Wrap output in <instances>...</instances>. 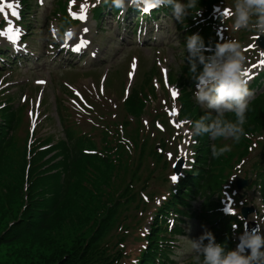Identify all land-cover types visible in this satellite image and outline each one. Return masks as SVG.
Wrapping results in <instances>:
<instances>
[{
    "label": "trees",
    "instance_id": "trees-1",
    "mask_svg": "<svg viewBox=\"0 0 264 264\" xmlns=\"http://www.w3.org/2000/svg\"><path fill=\"white\" fill-rule=\"evenodd\" d=\"M220 2L200 0L204 22L194 21V14L183 20L182 46L185 36L194 32L204 38L206 45L214 46L218 42L217 28L222 18L214 19L211 12ZM59 6L58 13L66 22L65 5L61 2ZM166 8L171 11L170 7ZM100 12V9L95 10L97 17ZM186 56L184 51L179 77V85L182 84L180 119L195 121L206 113L215 117L216 111H203L193 100L195 79ZM201 68L202 65L197 64V72ZM145 88H134L125 103L127 113L136 121L149 101ZM150 90L154 94L152 85ZM22 113H15L13 109L1 112L0 264H124L127 257L121 249L123 240L110 242L108 238L113 229L119 227L121 211L128 212L138 201V194L130 193L128 185L117 190L114 181L119 172L131 169L133 187L134 180L143 179L144 175L139 174L146 169L149 158L154 165L150 174L160 169L163 156L155 146H150L151 137L138 131L134 150L129 152L126 145L112 143L105 136V145L100 151L92 137L79 135L72 127L65 126L64 137L57 142L47 139L30 148L26 144L22 164L15 167L10 152L15 132L23 120ZM223 118L235 122L234 113L230 111H225ZM243 129L246 135L241 136L237 151L216 158L210 153L213 144L209 136L206 133L194 136L195 165L180 178L176 189L171 190L154 214L145 245L131 264H174L172 237L184 234L182 227L191 218L198 219L203 228L212 232L216 243L225 244L226 250L235 247L234 228H242V222L238 216L222 211L224 174L233 160L241 163L249 157L254 143H258L260 159L253 166L252 187L259 190L264 206V95L248 104ZM161 137L159 133L155 140L166 149ZM215 142L219 147L218 140ZM43 146L50 148L41 150ZM167 165L164 163L162 168ZM150 174L145 175L146 185L151 180ZM193 199L201 202L199 211H193ZM171 214L178 222L169 232L166 219Z\"/></svg>",
    "mask_w": 264,
    "mask_h": 264
},
{
    "label": "rangeland",
    "instance_id": "rangeland-1",
    "mask_svg": "<svg viewBox=\"0 0 264 264\" xmlns=\"http://www.w3.org/2000/svg\"><path fill=\"white\" fill-rule=\"evenodd\" d=\"M103 1L105 0H98V2L97 0L69 1L67 8L71 14L73 12L79 13V5L82 3H88L89 8L86 11V20L82 21L81 24L69 27L64 34L59 30L56 20H51L54 16V8L58 0H45L44 4H40V0L31 1L32 11L31 15L28 16V20L32 25L27 24L30 30L34 31L31 36H28L29 32H25L26 36H28V42L26 41L25 44L20 46L22 48L27 47L23 51L28 54L32 52L33 48L35 51L33 52V56L36 58L31 59L33 61L31 67L23 65L21 70L6 73L4 77L0 78V91L5 90L7 94H16L13 98L17 99L16 97L18 96L17 104L19 100L21 101L22 97L26 96L25 98L28 99L29 105L31 102L34 106L39 102L41 90H45L44 103L37 114V119L33 121V124L36 121L38 122L35 125L36 131L34 137L36 139H51L50 136H52V139H58L63 136L62 127L58 122L56 114V106L62 101L67 102L66 105L77 115L78 126L82 127L84 132H87L94 139L96 147L100 151H102L105 145V136H108V140L112 143L121 142L120 138L122 137V140H128L130 143L129 152L134 150L133 142L134 144L136 143L135 136L137 132L144 127L146 131H151V125H157V122H155L157 120L155 119H158L165 126L168 123L167 132L170 134V144L169 150L166 153L167 161H172L176 156V142L174 139L176 137H184L186 139L187 153L180 167L178 166L179 160L177 162L175 160L172 166H170V170L162 168L163 164H161L159 170L150 174L154 165L150 162L149 158L147 160L148 164H145L147 170L143 169V172L139 174V176L144 175L143 179L141 181L134 180L132 182L133 187L130 185V179L133 176L131 169L128 172H119L117 179L114 181V186L117 190H121L128 185L130 193L134 192L138 194L136 204H133L130 210L124 214L121 211L119 227L114 228L108 238L110 242L118 239L123 240L121 249L127 257L123 262L124 264H131L144 245V235L149 231L152 216L156 208L160 206L164 196L168 195L171 192V188L176 185L177 179L194 151V145L190 139L191 135L188 132L189 125L178 117L180 109L179 97L182 91V84L179 86V77L180 67L183 64L182 54L184 49L180 44L181 36L178 33L179 31L176 30L177 20L173 15H171V20L165 16H163L165 18L161 17V21L157 24L161 27L159 36L158 38L154 37V41L156 39L157 41L143 47V40L139 41L138 36L132 37V26L134 25L123 22L121 17L117 18L111 14H106L98 22L92 20L90 11ZM36 2H39V5ZM233 2L234 0H221L215 7L213 14L216 13L214 15L222 17L221 25L218 29L222 32L220 33V36L223 38L222 42L236 40L244 49L246 61L243 74L247 73V76L243 75V78L248 88L252 77L264 68V64L261 63V61H264V55H261L264 52L260 49H255L256 39L258 37L264 38V35L255 34L252 30L245 28H241L238 31L233 30L231 15V3ZM125 5L134 7L145 6L142 0H135V2L133 0H124L122 6ZM22 7L23 5L18 0V7L15 10L19 13ZM6 12L8 13V22L15 26L14 22L18 18L11 16L10 10L6 9ZM199 16H201V12ZM3 19L4 16L0 15V26ZM253 21L254 17L250 23ZM6 27L7 24L3 28H0V30ZM85 28H87V32L84 31ZM54 33L59 35L58 40L54 39ZM68 38L69 40L71 39L69 42L71 45L78 44L81 39L93 42L86 52L87 57L82 58L80 64L78 58L70 57L66 52L61 51L65 47ZM6 39V37H0V46L8 43ZM59 44L60 46L58 47ZM133 57L138 59L139 64L141 63L139 68L137 60L133 59ZM39 59L40 63L37 65ZM154 67L159 69V73L157 72L156 74L158 82H156L155 86L154 82L152 83L157 91L156 96L153 97L151 103L144 110L141 119L130 122L123 106L125 96L135 84H143L141 82L145 80L144 73ZM126 70L129 73L128 76L126 75L127 78H125ZM168 74L172 76V81H174L173 83H177L176 85H168ZM101 76L105 90L99 81ZM38 81H44V83H38ZM125 81L126 88L124 86ZM17 86H21V88L17 89ZM144 87H146L144 89L145 93L151 94L150 83L147 82ZM74 88L80 91V94L91 109L86 108L83 111V105L80 102L77 105L76 102H70L66 98V95L69 97L75 96L71 92ZM58 90L62 92H58ZM173 90L177 93L175 97L171 94ZM249 92L250 95L247 97V101L251 102L255 98L257 99V96H255L257 92H262L259 96L264 95V85H262L260 91L259 89H250ZM0 101H3L1 95ZM198 105L202 110L205 109L202 105ZM27 129L29 132L25 116L15 132V143L10 152L11 160L15 164V167H20L23 161L22 156L27 144ZM217 140L219 147L228 145L230 148V151L225 152L221 156L227 155L228 152L235 153L237 151L238 142H234L232 138L211 139V143L215 144ZM149 143L152 147L155 141L151 139ZM253 147L254 149L250 152L249 157L239 166V172L235 169L240 161L235 162L233 160L231 167L226 168L227 170L224 174L225 182L233 176V181H243L246 185L240 190L232 189L231 192L226 193L225 209L236 214H240L244 208L250 211L254 210V213H248L245 216L246 225L256 223L264 231V210L260 195L248 184L249 179H252L253 166L260 159L259 144L255 142ZM168 172H173L174 174L167 177ZM149 174L151 180L146 185L144 181L145 175ZM174 175L176 176L175 181L171 179ZM165 179H168V181H165ZM120 194L121 192L118 195ZM192 201V209L198 211L199 200L193 199ZM174 222V218L170 217L169 225L172 226ZM188 225L186 227L188 228V235L176 238L178 239L175 242L177 251H175L173 259L176 262L175 264H197L195 262L197 253L191 249L188 241L196 240L200 236V228L193 219L189 220ZM239 235L240 233L236 234V241ZM260 252H264L263 245L260 248ZM262 262H264V256H259L258 258H254L250 264H260Z\"/></svg>",
    "mask_w": 264,
    "mask_h": 264
},
{
    "label": "clouds",
    "instance_id": "clouds-1",
    "mask_svg": "<svg viewBox=\"0 0 264 264\" xmlns=\"http://www.w3.org/2000/svg\"><path fill=\"white\" fill-rule=\"evenodd\" d=\"M111 2L114 7L121 8L124 0ZM152 3L156 7H170L177 21L193 14L199 15L200 12V0H152ZM231 15L234 31L245 28L264 35V0H234ZM253 17L254 21L250 23ZM184 51L187 52L189 71L194 74L193 96L196 102L206 109L216 110L215 117L206 113L195 121H187L189 134L200 136L206 133L212 140L230 137L234 142H239L241 136L246 135L243 125L248 111L247 97L250 95L243 78L246 56L242 45L236 40L206 45L204 38L194 32L185 36ZM197 64L202 65L199 72ZM225 111L234 113L235 122L223 118ZM227 151H230L228 145L210 146L213 158ZM188 243L197 253V264H250L258 255L264 256V252L258 251L264 245V231L260 228L241 232L235 247L228 250L225 244L216 243L208 230Z\"/></svg>",
    "mask_w": 264,
    "mask_h": 264
},
{
    "label": "snow or ice",
    "instance_id": "snow-or-ice-1",
    "mask_svg": "<svg viewBox=\"0 0 264 264\" xmlns=\"http://www.w3.org/2000/svg\"><path fill=\"white\" fill-rule=\"evenodd\" d=\"M71 2V0H70ZM98 2V0H97ZM135 2V0H133ZM142 2L145 4V7L143 8V11L148 12L150 9L156 7L153 3H149L148 0H142ZM18 7V0H0V15L4 16L5 22L7 24V27L3 30H0V37H6L8 41H10L13 45H15L16 41L19 39L20 30L16 28L12 23L8 22V14L6 12L7 10H10L11 16L17 17L19 16L18 11L15 9ZM80 11L79 13L73 12L72 15L74 18L84 21L86 19V11L89 8L88 3H82L79 5ZM227 11V10H226ZM85 32H87V28L84 29ZM71 35V34H69ZM89 41L87 39H81L78 44H76L73 47V51H80L81 48L88 45ZM261 55H264L262 53ZM262 64H264V61H261ZM243 75L247 76V73H244ZM38 83H44V81H38ZM172 96L175 97L177 93L173 90ZM77 95H79L77 93ZM171 179L173 181L176 180V176H172Z\"/></svg>",
    "mask_w": 264,
    "mask_h": 264
},
{
    "label": "water",
    "instance_id": "water-1",
    "mask_svg": "<svg viewBox=\"0 0 264 264\" xmlns=\"http://www.w3.org/2000/svg\"><path fill=\"white\" fill-rule=\"evenodd\" d=\"M258 43H259V45H260L262 48H264V42H263L261 39L258 40ZM242 186H243V184H240L239 187H242ZM254 228H257V227L255 226ZM254 228H253V229H254ZM248 230H252V229L247 228L246 231H248Z\"/></svg>",
    "mask_w": 264,
    "mask_h": 264
},
{
    "label": "bare ground",
    "instance_id": "bare-ground-1",
    "mask_svg": "<svg viewBox=\"0 0 264 264\" xmlns=\"http://www.w3.org/2000/svg\"><path fill=\"white\" fill-rule=\"evenodd\" d=\"M184 149V148H183ZM184 155H185V152L183 151V156L182 157H184ZM183 162V160H181V163Z\"/></svg>",
    "mask_w": 264,
    "mask_h": 264
}]
</instances>
